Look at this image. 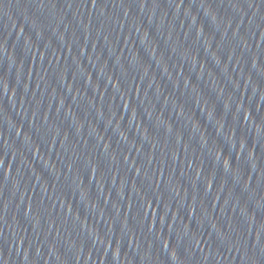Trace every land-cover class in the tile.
<instances>
[{"label":"water","instance_id":"water-1","mask_svg":"<svg viewBox=\"0 0 264 264\" xmlns=\"http://www.w3.org/2000/svg\"><path fill=\"white\" fill-rule=\"evenodd\" d=\"M0 264H264V0H0Z\"/></svg>","mask_w":264,"mask_h":264}]
</instances>
